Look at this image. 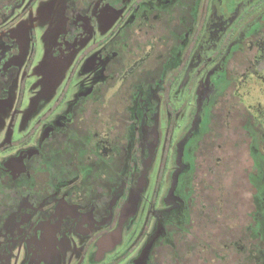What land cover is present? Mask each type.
<instances>
[{"label": "flooded vegetation", "instance_id": "flooded-vegetation-1", "mask_svg": "<svg viewBox=\"0 0 264 264\" xmlns=\"http://www.w3.org/2000/svg\"><path fill=\"white\" fill-rule=\"evenodd\" d=\"M263 77L264 0H0V264H264Z\"/></svg>", "mask_w": 264, "mask_h": 264}, {"label": "rangeland", "instance_id": "rangeland-1", "mask_svg": "<svg viewBox=\"0 0 264 264\" xmlns=\"http://www.w3.org/2000/svg\"><path fill=\"white\" fill-rule=\"evenodd\" d=\"M240 91L239 94L243 95L242 101L245 102L249 114L253 115L252 120L254 124H259L261 130L264 131V77L260 79L252 78V80H250L249 88L246 90L245 88L240 87ZM223 127L224 129H222L221 132L224 136H227L225 131L228 128H226L225 125H223ZM119 248L120 247H118L117 250H119Z\"/></svg>", "mask_w": 264, "mask_h": 264}]
</instances>
